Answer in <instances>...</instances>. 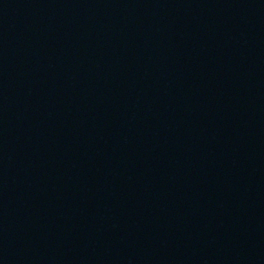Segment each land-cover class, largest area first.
Masks as SVG:
<instances>
[{"label": "water", "instance_id": "obj_1", "mask_svg": "<svg viewBox=\"0 0 264 264\" xmlns=\"http://www.w3.org/2000/svg\"><path fill=\"white\" fill-rule=\"evenodd\" d=\"M0 97L66 264H264V0H0Z\"/></svg>", "mask_w": 264, "mask_h": 264}]
</instances>
